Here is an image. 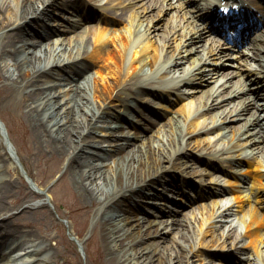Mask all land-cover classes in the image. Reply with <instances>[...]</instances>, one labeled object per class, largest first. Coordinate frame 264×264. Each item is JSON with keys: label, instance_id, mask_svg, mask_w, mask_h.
Returning <instances> with one entry per match:
<instances>
[{"label": "bare ground", "instance_id": "obj_1", "mask_svg": "<svg viewBox=\"0 0 264 264\" xmlns=\"http://www.w3.org/2000/svg\"><path fill=\"white\" fill-rule=\"evenodd\" d=\"M87 1L0 0V65L7 73L4 75L7 86L0 92L2 104L10 106L11 110H19L22 126L23 120H26L31 127L28 131L24 125V134L28 140L31 138L37 150L55 155L56 162L49 163L43 174L47 176L57 169L61 175H68L78 196L84 202L96 205L93 223L95 221V225L103 231L102 237L111 253L109 261L112 264H193L192 257L203 251L195 248L194 239L198 232L192 229L189 220L184 215L176 217L173 208L152 199L144 201L164 204L165 212L158 219L150 218L146 213L139 216L135 196L142 193L143 197L142 189L146 186L155 190L154 193L148 191L153 198L160 194L162 186L178 187L175 181L179 179L169 176L167 164L178 168L181 165L191 166L179 160L187 155L185 147L189 140L186 136L211 129L198 122L206 113H210L214 120L220 119V124L223 120L232 119L235 110L233 105L229 107L232 103L240 104L241 113L248 112L243 116L241 126L251 127L252 130L247 133L252 135L253 144L254 141H262L256 151L260 148L264 154V102L256 105L259 109L263 108V112L257 114L258 111H253L246 100L250 97L241 94L240 90L231 89L232 81H223V90L211 86L202 90L203 97L200 99L204 106L201 111L190 113L186 103L181 109V119L176 116L169 119L168 125L159 123L152 135L135 132L132 138H128L129 133L124 134L118 129L123 126L120 115L128 116L129 111L127 109L122 113L118 107L110 109L111 101L120 99L128 108L132 105L129 97H138L143 86H150L154 93H173L180 97L183 92L181 87L195 83L196 78L203 83L214 75L219 79V76L226 77L230 73L219 75L208 71L203 65L205 61H201L193 68L196 74L183 76L189 71L185 63L196 64L201 59L196 52L202 33L193 28L192 32L177 37L173 46L171 35L174 27L166 21L160 23V15L149 10L151 4L148 1L141 10L136 8L131 12L130 9L137 5L134 0H128V5L110 0L97 7L98 11ZM204 5L206 9H211L212 0H204ZM158 7H172V2L160 0L155 8ZM78 9L83 10L87 17L95 15L100 28L76 31V35H66L57 42L46 44L54 31L46 21L61 11ZM201 10L202 7L197 5L189 12L197 17L202 14ZM150 12L152 14L148 16ZM69 20L72 21L71 26L77 27L83 21L76 15H70ZM123 20L130 24V35L128 31L117 29L113 35L106 33L110 22ZM66 29L69 30V27ZM263 44L264 36L251 53V58L260 59V63L264 60L261 53L264 51ZM129 50L133 52L126 62ZM227 65L239 66L240 63L228 61ZM165 78H172L171 85L161 86ZM263 83L264 73L255 84L260 86ZM261 95L264 96V90ZM92 97L97 99V103ZM103 120L107 122L105 126L112 129L105 134L111 137V142L94 144L92 140L95 137L91 134L100 133L98 122ZM181 125L188 128L184 134ZM2 147L0 141V149ZM250 155L245 156L251 168L247 172L256 180L258 187L263 188L261 180L264 174L259 170L262 163L255 161L256 154ZM13 159L3 148L0 152V245L8 244L6 260L8 264H58L56 254H44L49 242H43L48 234H23L21 231L19 237L13 223H7L15 215L10 211L12 206L7 203V198L21 182L18 177L3 176L5 172H10L9 163H13ZM163 161L167 163L163 164ZM250 189L253 199L264 207V192ZM40 196L38 201L23 205L20 211L47 205L43 192ZM236 211L241 212L244 226L240 233L244 243L236 247L239 254L236 259L245 264H264V238H261L260 232L264 223L263 214L245 203L239 204ZM233 213L235 210L230 206L217 203L209 216L217 215L220 219L216 221H220ZM231 220L233 225V218ZM16 225L27 226L24 222ZM235 227L236 224L234 227L225 226L221 237H230L237 229ZM233 235L232 243L238 233ZM20 246L21 249H18ZM246 247L252 248L247 255ZM211 254L215 256L216 252ZM226 255V252L221 253L223 257Z\"/></svg>", "mask_w": 264, "mask_h": 264}, {"label": "rangeland", "instance_id": "obj_2", "mask_svg": "<svg viewBox=\"0 0 264 264\" xmlns=\"http://www.w3.org/2000/svg\"><path fill=\"white\" fill-rule=\"evenodd\" d=\"M97 3L101 5V2L98 1ZM118 26L120 27L117 28L125 30L122 23H120ZM47 41L48 42H46V44L51 43L50 38ZM131 55L132 51H129L127 58L129 59ZM5 71L6 70L4 67L0 65V92L5 86H7L4 78V75L7 74ZM9 71L10 70L7 72ZM141 95L144 97L147 96L149 100L154 102V104L149 102L147 103L145 101L139 103L143 110L146 106L148 109L152 108L155 114H159V117L157 118L155 115L150 113L151 119L154 123L157 122L156 120H160L164 124L168 125V117L172 114L179 115L181 111L180 107L182 106V103L180 102H176L170 106H167L166 101H160L156 97H152L147 89L143 91ZM194 95L196 97L197 95H200V92L198 91V94L194 93ZM92 100L93 102L97 103V99L94 97H92ZM196 100H198V98ZM193 101H195V99H193ZM145 103L146 105H144ZM155 104H159V106H153ZM109 107L112 109L114 107H121V105L119 104L118 100L115 99L110 102ZM171 112L173 113L171 114ZM204 118H208V114L205 115ZM0 120L4 122V125L7 129L9 142L12 144V149L10 151L8 149L7 140L0 129V141L3 144L2 149L4 148V150L12 157L14 155L18 157L22 164V166L19 165L16 159L13 157L14 162L11 164L9 163L10 172H5L3 174L5 177L12 179H17L18 177L21 180L20 183L18 182V187H15L11 195L7 198V203L12 206L10 211L15 214L7 223H13L14 228L19 231L16 233L19 235V237H21L22 232L23 234H26L27 232L39 235L48 234L49 236L47 235V240L43 242H49L48 248L46 251H44V254H56L55 259L58 264H112L109 261L111 253L108 249H106L102 237L103 231L99 225H95V221L93 223V215L96 205H90L88 202H84L78 196V193L76 192L74 185L68 175H61L60 171L57 169L47 176L43 174V169L47 167L49 163L54 164L56 162L55 155H50V153H47L43 150H37L35 143L29 137V139L32 141L30 143V140H28V138L25 136L23 129V126L25 125L24 127H26V129L29 131L31 128L30 125L26 120L22 119L24 121V125L22 126L20 122L21 117L19 115V110H11L10 106L2 104L1 98ZM203 121L204 120L202 119L201 122L203 123ZM98 124L100 133L98 135L91 134V136H95L93 142H111V137L105 135L111 131V129L104 128L105 123L102 121H99ZM100 128L104 130L101 131ZM180 128L183 134L187 131L186 130L184 132V130L188 129L186 127L182 128L181 126ZM125 129L126 132L135 131L133 126H126ZM140 131L142 133V128ZM214 131L215 133L207 134L210 136L209 138L206 136V134H201L196 138H194V136H187L186 139L189 140V144L186 146V150L189 152L186 153L187 155L183 157V160H179L182 162L185 161V163L188 165L190 164L191 166L185 167V165L178 163L181 165L180 168H178L169 166L171 163L167 164L169 167V176H179L180 178H184L190 190H185L184 192L183 189L177 191L174 188L168 187L167 189H162V194H160L157 199L152 200L166 202L167 200L163 199V196L165 197L166 195L167 197V194L168 198L169 196H174L176 198L174 199L172 197V200L174 199V203H167L177 210L175 216L178 217L184 215L183 217L189 220L192 229H194L195 232H198L197 238L194 239V244L195 248H200L203 253L196 254L192 257L193 264H236L234 259L239 254L231 242V240L234 238V235L232 234L227 238H222L220 235L225 225L227 228L228 222L214 221V224L211 225L212 219L215 216H209V212L214 207V198H198L195 195L196 191H200L203 187L207 188V186H214V183L212 182L213 178L208 173L210 170L206 167L203 157L205 158L208 156V159L213 161L215 158H211L209 156L212 150L218 149L220 145L223 144L224 146V144L227 143V141L222 140L223 135H225L227 132L225 127L215 129ZM103 133L104 135H102ZM147 133H150L151 135L153 134L150 131ZM2 149H0V152H2ZM179 155L180 154H177L176 156ZM165 163L167 162L163 161V164ZM23 167L27 173L22 171ZM182 170H185V172ZM142 191L155 192V190H153V188L150 186L144 187ZM40 192L44 193V198L47 202V205L27 207L25 211H20L23 205L38 201L39 198H41ZM144 194L143 197L142 193L136 195V200L140 197H142L141 199L143 200L147 199L148 197H146ZM149 197H151V195H149ZM137 203L138 209L139 206H142L146 208V212L150 211V213L152 212L153 214H156L157 211L154 208L148 207L145 202L138 200ZM153 214L148 216L152 218L154 217ZM139 215H141V213ZM231 217L233 216H230V218ZM233 220H237L238 222L241 221L236 216H234ZM22 222L26 223L27 226L16 225L18 223L21 224ZM208 223H210V227H207ZM262 231H264V228ZM75 238H78L80 243H77ZM6 245L7 243H2L0 245L1 258L8 248ZM19 249H21V247H19ZM207 250L218 251L220 253L226 251V253H228V255L234 259L223 260L220 259V257H208L210 260H215L213 262H209L208 260L203 259V254ZM250 251L252 250H249L248 248L245 252L246 255L251 253ZM245 253H242L241 255ZM239 264L245 263L241 262Z\"/></svg>", "mask_w": 264, "mask_h": 264}]
</instances>
